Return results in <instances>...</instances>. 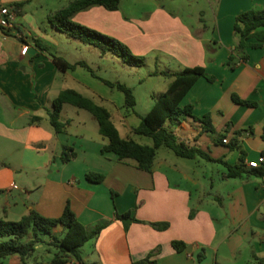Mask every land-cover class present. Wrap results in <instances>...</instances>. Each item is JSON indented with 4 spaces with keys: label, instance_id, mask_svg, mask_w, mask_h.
<instances>
[{
    "label": "crops",
    "instance_id": "obj_1",
    "mask_svg": "<svg viewBox=\"0 0 264 264\" xmlns=\"http://www.w3.org/2000/svg\"><path fill=\"white\" fill-rule=\"evenodd\" d=\"M29 1L0 3L14 7L18 4L11 27L0 29L4 35L0 39V137L6 148L0 152V160L7 162L0 167V191H5L0 217L17 221L34 210L57 218L69 204L85 227L107 222L96 237L80 247V261L68 258L60 264H132L156 248L159 251L149 257L150 264H258L259 259L264 260V171L235 178H224L225 171H221L218 187L211 183L215 191L199 192L194 198L186 182L195 186L197 181L187 173L185 164L175 162L168 154L158 158L157 150L152 170L147 172L138 169L132 160L121 162L113 153H102L107 140L98 132V126L93 133L82 123L73 128L72 119L60 114L66 125L62 131L54 132L48 115L53 99L67 88L83 95L81 89L69 85L70 79L81 88L87 85L79 75L80 66L63 71L51 59V54L62 56L49 45L54 41L51 33L56 31L49 15L56 10L49 9L45 17L49 26L43 25L33 15L24 14ZM254 5L264 8V0ZM98 7L76 15L101 13L103 6ZM245 8L229 11L218 7L210 38L202 37L205 25L193 32L178 23L177 35L169 36L167 49L177 53L178 69L202 66L214 77L213 81L200 77L181 105L191 104L197 117L208 114L215 132L201 131V124L188 117L174 126L177 137L213 159L250 171L247 163L264 156V46L247 48L246 61L228 65L237 42L232 30L234 19L251 5ZM76 61L86 62H69ZM233 96L253 105L236 103ZM111 116L116 126L112 113ZM33 117L38 119L32 121ZM119 117L122 127L126 115ZM132 128L125 125L123 135L117 129L122 137L151 145L152 141L134 138ZM221 133L226 143H222ZM63 146L75 154L68 162L61 160ZM198 158L207 161L195 159ZM208 162L226 168L222 162ZM258 168L264 169V161ZM90 172L102 174L103 179L89 180L86 174ZM224 200L231 204V214L224 210ZM129 211L140 222L115 218V212ZM10 215H18L19 219H9ZM150 222H167L168 227L157 230ZM64 232L65 228L57 224L50 234H41L44 244L36 245L24 263L59 264L52 262L56 249L47 244L60 239ZM172 240L184 242L185 249L176 251ZM227 245L228 250H223ZM201 251L203 258L199 260ZM0 264L23 262L19 256L10 255Z\"/></svg>",
    "mask_w": 264,
    "mask_h": 264
},
{
    "label": "trees",
    "instance_id": "obj_2",
    "mask_svg": "<svg viewBox=\"0 0 264 264\" xmlns=\"http://www.w3.org/2000/svg\"><path fill=\"white\" fill-rule=\"evenodd\" d=\"M119 3L120 0H71L66 6L52 12L49 15V22L58 31L66 34L67 37L97 49L100 56L109 53L118 56L122 62L128 65L143 66L145 63L144 58L133 55L124 43L110 35L72 20V16L76 12L91 6H103L105 9L112 11L118 9ZM16 7H18V4L15 5ZM232 30L237 42L228 58V65L230 66L238 61L247 60V48L264 46V8L248 9L237 14ZM51 59L63 71L74 70L78 66L84 67L92 76L105 85L111 88L115 87L121 91L124 94L123 106L128 111H134L136 100L130 87L98 77L84 61L69 62L62 56L54 54H51ZM152 74L168 78V85L165 91L153 97L154 101L151 108L147 113L140 116L139 123L131 130L133 134L149 137L152 141L151 145L141 144L131 137H122L112 120L110 111L106 107L97 104L92 99L71 88L61 90L53 99L48 114L49 123L55 133L63 130L66 123L61 121L60 114L65 104L87 110L96 120L98 132L107 140L101 147V152L113 153L121 162L132 160L138 169L147 172H151L157 150L160 147H166L172 150L175 155L187 159L201 157L207 161L222 162L226 166L224 178L239 177L243 173L261 174L264 171V169L259 168H251L252 170L246 171L242 166L229 165L222 160L213 159L199 148L186 144L175 134L174 126L188 117L201 124V131L215 132L208 114L197 117L192 112L191 104L181 105L182 99L200 77H204L208 81L214 80L212 75L206 73L204 67L185 66L176 71L155 69ZM233 100L236 103L253 105L252 102L242 100L238 96H233ZM36 119L38 118L33 117L32 121ZM219 136L222 143H226L223 142L224 133L219 134ZM74 157L75 154L72 150L68 146H63L61 160L68 162ZM86 176L89 180L95 182L103 179V175L99 173L90 172ZM193 212L194 209L191 210L190 216ZM115 218L140 222L130 211L125 213L115 212ZM57 224H61L65 228L64 235L60 239L54 238L47 245L53 246L57 251L52 262L60 264L68 258L80 261V247L96 237L107 225V222L96 224L90 228L85 227L77 220L69 204L64 206L61 215L57 218L42 216L34 210H30L17 221L0 217V260L10 255H17L25 264L24 259L35 251V246L44 244L41 234H50L52 228ZM149 224L157 230H165L168 227L167 222H150ZM171 245L176 251L185 249V243L180 240H172ZM158 251L159 248H156L147 257L134 261L132 264H150L149 257ZM202 251L197 255L199 260L203 258ZM258 264H264V260L259 259Z\"/></svg>",
    "mask_w": 264,
    "mask_h": 264
},
{
    "label": "rangeland",
    "instance_id": "obj_3",
    "mask_svg": "<svg viewBox=\"0 0 264 264\" xmlns=\"http://www.w3.org/2000/svg\"><path fill=\"white\" fill-rule=\"evenodd\" d=\"M70 0H30L24 8V14L33 15L43 25H48L46 14L49 9L57 10L66 6ZM257 0H120L117 10L110 11L101 7L99 12H89L87 15L72 16V20L81 25L88 26L106 35H110L118 41L124 43L130 52L138 57L144 58L143 66H131L121 61L118 56L105 54L100 56L98 50L88 45L80 43L78 40L67 37L63 32L53 31L54 41L49 44L54 46L57 54L66 57L69 61L83 59L91 67L93 73L98 77L112 82L125 84L132 89L136 104L134 111H128L124 106V94L111 88L99 79L92 76L86 69L78 67V72L83 78L87 87L81 88L74 80L70 79L68 83L77 89H81L83 95L92 99L99 105L106 107L114 115L115 123L120 133L124 134L125 125L134 127L140 121V116L144 115L152 101V95H158L165 91L169 79L161 75H153L155 69H178L179 59L177 53L172 49H167L169 36L175 37L177 30L175 26L183 25L189 29L197 30L205 25V32L202 37L210 38L213 28L214 13L218 7L228 9L229 11L246 9H257L254 3ZM0 3H6V0H0ZM98 7V6H91ZM99 8V7H98ZM261 9V8H260ZM87 10V9H86ZM246 11V10H244ZM87 12V11H84ZM49 26V25H48ZM49 28V27H48ZM49 33V31H47ZM194 32V31H193ZM48 44V42H47ZM76 112H75V111ZM127 111V112H126ZM127 113V114H126ZM119 114H125V125L121 127ZM63 118L72 119V126L82 123L92 133L96 131L97 123L94 117L87 110L65 104L61 113ZM84 123H83V122ZM134 138L141 139L144 142L151 143L147 136L132 134ZM5 141L0 137V152L5 151ZM163 154H168L172 160L185 164V170L197 182L194 186L186 182L196 198L199 192L205 194L213 193L212 188L220 184L221 171L226 172V168L219 163H210L201 159H187L179 157L166 147L158 149V158ZM1 159V156H0ZM4 163V164H3ZM7 162L0 160V167ZM12 163V161H11ZM206 176V177H205ZM14 195V194H13ZM226 197V196H225ZM5 198V191H0V208ZM225 209L229 214L232 213L231 204L224 200ZM21 206V205H20ZM22 208V206H21ZM0 214L3 216L2 210ZM9 219H19L18 215H10ZM222 250V247H221ZM223 250H228L223 247Z\"/></svg>",
    "mask_w": 264,
    "mask_h": 264
},
{
    "label": "built area",
    "instance_id": "obj_4",
    "mask_svg": "<svg viewBox=\"0 0 264 264\" xmlns=\"http://www.w3.org/2000/svg\"><path fill=\"white\" fill-rule=\"evenodd\" d=\"M16 13V8L10 5H2L0 6V29L7 30L11 27V22ZM4 35L0 34V39L3 38ZM223 142H227L226 139H223ZM264 161V156H260L258 159L249 161L247 163L249 168H258L260 164ZM264 190V189H263Z\"/></svg>",
    "mask_w": 264,
    "mask_h": 264
}]
</instances>
